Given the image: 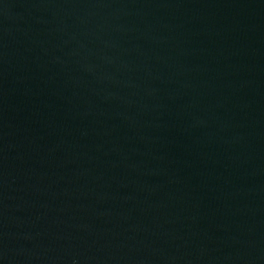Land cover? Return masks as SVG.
Here are the masks:
<instances>
[{
	"label": "water",
	"instance_id": "obj_1",
	"mask_svg": "<svg viewBox=\"0 0 264 264\" xmlns=\"http://www.w3.org/2000/svg\"><path fill=\"white\" fill-rule=\"evenodd\" d=\"M0 264H264V0H0Z\"/></svg>",
	"mask_w": 264,
	"mask_h": 264
}]
</instances>
